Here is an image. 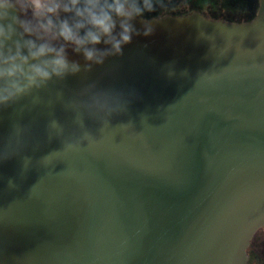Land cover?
Wrapping results in <instances>:
<instances>
[{
	"label": "water",
	"instance_id": "obj_1",
	"mask_svg": "<svg viewBox=\"0 0 264 264\" xmlns=\"http://www.w3.org/2000/svg\"><path fill=\"white\" fill-rule=\"evenodd\" d=\"M258 3L244 23L154 18L90 71L69 48L80 73L0 107V264H247L264 228ZM88 88L125 108L86 111Z\"/></svg>",
	"mask_w": 264,
	"mask_h": 264
},
{
	"label": "clouds",
	"instance_id": "obj_2",
	"mask_svg": "<svg viewBox=\"0 0 264 264\" xmlns=\"http://www.w3.org/2000/svg\"><path fill=\"white\" fill-rule=\"evenodd\" d=\"M162 6L163 0H0V107L80 73L69 48L83 56L84 71L122 55L134 36L152 35L156 19L146 14ZM82 95L86 98L77 103L86 111L98 96L114 101L120 110L107 116L127 103L119 93L92 88Z\"/></svg>",
	"mask_w": 264,
	"mask_h": 264
},
{
	"label": "rangeland",
	"instance_id": "obj_3",
	"mask_svg": "<svg viewBox=\"0 0 264 264\" xmlns=\"http://www.w3.org/2000/svg\"><path fill=\"white\" fill-rule=\"evenodd\" d=\"M255 7L253 0H163V6L158 9L165 8L172 14L194 9L215 18L247 21L253 16ZM154 14L156 12L149 15ZM254 250L259 254V262L264 264V228L254 241L251 252Z\"/></svg>",
	"mask_w": 264,
	"mask_h": 264
},
{
	"label": "trees",
	"instance_id": "obj_4",
	"mask_svg": "<svg viewBox=\"0 0 264 264\" xmlns=\"http://www.w3.org/2000/svg\"><path fill=\"white\" fill-rule=\"evenodd\" d=\"M253 1L255 3L256 7L254 9L253 16L247 21H234V20H227V19H222V18L221 19L220 18H215V17H211L209 15H206V14H204L203 12H201L199 10H194V9L191 10V11H185V12H179V13L172 14V13L167 12L165 8H162V9H158L156 14H154V15L146 14V16L153 17V18H161V17H164V16H184V15H187V14H189L191 12H198L201 15H203L205 18H208V19H211V20H219V21H224V22H229V23H244V22H249L250 20H252L255 17L256 13H257L259 3H258V0H253ZM261 230H259L255 234V236L253 237V239H252V241L250 243L249 249L247 250V255H250L249 260H248V264H261L259 262V259L251 254L252 253L251 250L253 248L254 241H255L257 235L259 234V232Z\"/></svg>",
	"mask_w": 264,
	"mask_h": 264
},
{
	"label": "flooded vegetation",
	"instance_id": "obj_5",
	"mask_svg": "<svg viewBox=\"0 0 264 264\" xmlns=\"http://www.w3.org/2000/svg\"><path fill=\"white\" fill-rule=\"evenodd\" d=\"M249 249V248H248ZM252 255H256L255 257L256 258H258V256H259V254L254 250V251H252V253H251ZM249 257H250V255H248V260H249ZM247 264H248V262H247Z\"/></svg>",
	"mask_w": 264,
	"mask_h": 264
}]
</instances>
